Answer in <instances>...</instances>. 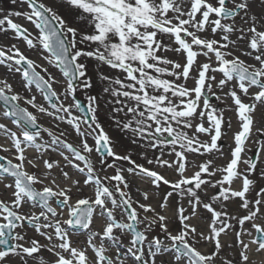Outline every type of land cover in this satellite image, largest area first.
<instances>
[{
	"label": "snow or ice",
	"instance_id": "6c2138e0",
	"mask_svg": "<svg viewBox=\"0 0 264 264\" xmlns=\"http://www.w3.org/2000/svg\"><path fill=\"white\" fill-rule=\"evenodd\" d=\"M9 2L0 264H264V0Z\"/></svg>",
	"mask_w": 264,
	"mask_h": 264
},
{
	"label": "rangeland",
	"instance_id": "374dc122",
	"mask_svg": "<svg viewBox=\"0 0 264 264\" xmlns=\"http://www.w3.org/2000/svg\"><path fill=\"white\" fill-rule=\"evenodd\" d=\"M0 8H5L7 10H26V6H24L23 8L19 7L18 5H11L9 0H1L0 1ZM3 14H6V13H2L0 15H3ZM14 21L17 22V23H20L22 25H24L25 27L29 28L30 31H35V29L33 28V26L30 24V23H27L26 21H24L22 18H16V17H13ZM12 34L9 33L7 34V36L3 35V34H0V43H4V44H10V43H13V42H16L14 40H11L9 39L8 37H10ZM19 46L23 49L24 48V45L22 43L19 44ZM28 55L32 56L33 58H35V55L31 52L27 53ZM41 63H43L41 61ZM2 69H0V75H2ZM50 71H54L52 69H50ZM57 75V77L59 78V73H55ZM14 86H17V90H19V86H18V83L16 80L12 81ZM25 95H27V93H25ZM81 99L83 100V97H81ZM38 100H40V98L38 97ZM42 102V101H41ZM230 113H227V115H229ZM236 118V117H235ZM3 122H6V121H3ZM7 123V122H6ZM235 127H237L236 125V121H235ZM234 131V130H233ZM232 135L231 132H229L228 135ZM89 143H92V141H89ZM0 154H4V153H0ZM94 159L97 161V163L99 162V157H96L94 156ZM31 234V233H30Z\"/></svg>",
	"mask_w": 264,
	"mask_h": 264
},
{
	"label": "bare ground",
	"instance_id": "6f19581e",
	"mask_svg": "<svg viewBox=\"0 0 264 264\" xmlns=\"http://www.w3.org/2000/svg\"><path fill=\"white\" fill-rule=\"evenodd\" d=\"M214 102H215V101H214ZM229 116L232 117L233 130L235 131V130H236V127H235V121H236V118H235L234 114H232V113H230ZM230 137H231V134L229 135V139H228V140H226V141H225V140H222L221 143H223V144H225V145L230 144V143H231V139H230ZM125 139H126V138H125ZM225 150L227 151V148H226ZM29 155L31 156L32 153L30 152ZM141 162H142V161H141ZM217 162H218V163H222V161H217ZM173 178H174V177H173ZM132 194H133V196H135L136 198H139L138 195H137V193H136L135 191H133ZM204 216L206 217V216H208V214H207L206 212H204ZM192 222H193V223H202V221H197V220H193ZM29 235H31V234L29 233ZM256 260H257V264H258L259 258H256Z\"/></svg>",
	"mask_w": 264,
	"mask_h": 264
}]
</instances>
